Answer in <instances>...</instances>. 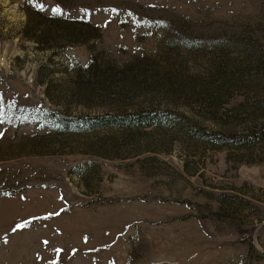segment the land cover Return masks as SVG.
Here are the masks:
<instances>
[{
	"label": "rangeland",
	"instance_id": "obj_1",
	"mask_svg": "<svg viewBox=\"0 0 264 264\" xmlns=\"http://www.w3.org/2000/svg\"><path fill=\"white\" fill-rule=\"evenodd\" d=\"M263 129L264 0H0V264H264Z\"/></svg>",
	"mask_w": 264,
	"mask_h": 264
},
{
	"label": "trees",
	"instance_id": "obj_2",
	"mask_svg": "<svg viewBox=\"0 0 264 264\" xmlns=\"http://www.w3.org/2000/svg\"><path fill=\"white\" fill-rule=\"evenodd\" d=\"M29 18L32 16V14H28ZM33 17V16H32ZM40 22L38 25L31 26L30 32L25 33V37L33 41L37 44V46H45L49 47L51 45L52 49L57 47V45H74V43H88L100 36V32L98 31V28L95 25H92L90 22L85 21L84 26H74V23L71 22L69 19H65L64 21H58V20H51L52 22H48L45 16H40ZM28 26L29 23L31 24V20H28ZM49 26H52L56 29L57 32H46L45 28ZM57 51L55 50L54 53ZM96 63L92 60L88 63V65L85 67L84 71H82L81 68H76V80L79 77H84L82 81L90 79V76L96 75L98 77L101 72L98 73L97 69L95 68ZM131 65V66H130ZM100 67V66H97ZM127 70L125 75L123 77H127L129 74L134 72L139 73H147L148 67L143 66L144 68H141V64L134 63V64H127L126 65ZM67 69V68H66ZM65 69V71H66ZM87 70V72H85ZM91 71V72H90ZM97 71V74H94ZM103 74H104V68H102ZM90 72V73H89ZM73 77H74V68H73ZM113 77V76H112ZM39 83H43V79L38 80ZM78 86H81L82 83L78 80ZM114 81L111 80L108 82V86L104 87L103 85H100V90L108 91L110 93H113V85ZM134 121V122H133ZM133 121H125L121 118H117L114 115H102V116H94L91 120H89L88 124L92 128H105L107 126H126L127 123H148L144 119L136 118ZM264 131V129L262 130ZM255 135V134H254ZM254 135L249 136H243L242 139L252 137ZM231 139H235L234 136H229ZM237 138V137H236Z\"/></svg>",
	"mask_w": 264,
	"mask_h": 264
},
{
	"label": "snow or ice",
	"instance_id": "obj_3",
	"mask_svg": "<svg viewBox=\"0 0 264 264\" xmlns=\"http://www.w3.org/2000/svg\"><path fill=\"white\" fill-rule=\"evenodd\" d=\"M40 7L43 8V5H40ZM52 11H53V13L58 14V13H60L61 10L57 7V8H53ZM23 226L24 225H17V227H23Z\"/></svg>",
	"mask_w": 264,
	"mask_h": 264
}]
</instances>
